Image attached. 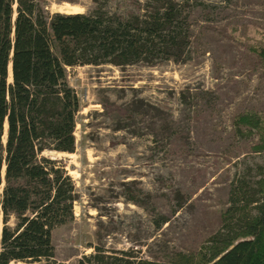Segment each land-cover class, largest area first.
<instances>
[{
    "label": "rangeland",
    "instance_id": "obj_1",
    "mask_svg": "<svg viewBox=\"0 0 264 264\" xmlns=\"http://www.w3.org/2000/svg\"><path fill=\"white\" fill-rule=\"evenodd\" d=\"M197 1L186 60L67 67L80 100L75 151L44 152L64 161L78 195L74 218L52 231L57 261L77 264L95 247L162 262L206 257L211 235L255 213L244 202L259 195L264 152L234 118L264 117V0ZM40 3L49 13L94 7Z\"/></svg>",
    "mask_w": 264,
    "mask_h": 264
},
{
    "label": "trees",
    "instance_id": "obj_2",
    "mask_svg": "<svg viewBox=\"0 0 264 264\" xmlns=\"http://www.w3.org/2000/svg\"><path fill=\"white\" fill-rule=\"evenodd\" d=\"M93 2L88 12L49 13L40 0H0V264H65L54 259L51 236L74 218L78 195L64 161L44 152L75 151L80 100L67 67L189 57L197 0ZM256 51L264 61V48ZM234 121L258 133L252 148L264 152V117L243 112ZM256 184L259 195L244 202L255 213L211 235L206 257L162 262L95 247L77 264H264V177ZM238 194L231 191V208Z\"/></svg>",
    "mask_w": 264,
    "mask_h": 264
},
{
    "label": "bare ground",
    "instance_id": "obj_3",
    "mask_svg": "<svg viewBox=\"0 0 264 264\" xmlns=\"http://www.w3.org/2000/svg\"><path fill=\"white\" fill-rule=\"evenodd\" d=\"M9 68H10V66H9Z\"/></svg>",
    "mask_w": 264,
    "mask_h": 264
}]
</instances>
